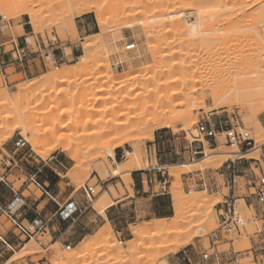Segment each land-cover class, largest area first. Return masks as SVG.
Segmentation results:
<instances>
[{"label":"rangeland","instance_id":"1","mask_svg":"<svg viewBox=\"0 0 264 264\" xmlns=\"http://www.w3.org/2000/svg\"><path fill=\"white\" fill-rule=\"evenodd\" d=\"M24 1L16 3L11 13L0 9V24L3 33L11 39L9 43L15 40L19 41L20 38L24 37L28 38L27 42L32 45L35 41L42 42L50 39L54 41L55 45L59 48V52L63 53L68 61L56 64L53 60H50L46 64V67H42L40 61L37 59L36 62L32 61L29 63L25 69L8 68L5 73L0 72V92L7 90L12 94L16 93L18 86L40 82L57 72L77 68L81 66L84 59L89 62L88 70L83 73L81 72V75H78V77H74L75 80L72 79L76 81L74 84L76 87L57 86L53 90V102L50 101L52 104L44 102L43 105H40L42 102L35 100L29 106L27 114L32 118L27 115V119L29 118L28 121H32L33 132L37 131L41 136H44L47 121L53 122L54 119L67 120L69 116L71 118L80 116V111L76 108L59 106L57 103V100L60 99L59 96L62 99H68L70 96L77 95L79 96L77 97V102L80 104L88 99L93 100L103 95L98 105L102 108H111L107 114L103 113V119L106 120L107 117L112 119L118 112L125 111L128 115H131V117L128 116L129 118H132V116L135 118L138 115L137 117H140V120L148 121L147 119H150L151 115L154 116L155 112L161 111L159 109L163 106L161 97L165 93V90L164 92H159L158 88V92L156 91L157 86L155 84L158 83L156 80L160 79L157 75L161 77L163 71L167 69L163 68L164 70L161 71L162 66L164 67L167 63L170 62L172 64L176 61L181 64L185 63L184 66L186 67L189 66L188 70L185 67V69L179 68V73H193L192 75L195 77V80L190 88L192 89L195 85L198 92L194 97L191 95L193 97L192 100L197 97H200L199 100H201L203 96L204 100L202 101L204 102L198 100V104L201 103L202 105L204 103L203 106L207 110L195 103L197 100H189V98L191 99L189 96L188 102L190 104L186 102L185 105H192L189 108L193 112L190 109L187 110L188 108L185 105L183 107L185 109L180 108L182 111L180 113L178 111L177 117H179L174 125H172L174 127H163L159 125V122H154V119L151 117L150 120L152 122L146 125L147 127L144 125L143 129L135 134L138 139L137 143H128L123 145V147H118L116 146L118 145L117 143L114 145V142L111 141L113 143L108 148L111 149L112 147L115 150V154L118 156L116 160L122 164H125L129 160L128 156L126 157L128 151L140 149V165L134 166L135 168L133 167L132 171L131 168H129V171L128 169L122 170L120 177L112 176L113 171L120 167L109 155V151H107L109 149L107 148L104 150L98 148L94 152H89L88 155L86 154L88 152L86 142L82 144L81 141L79 142L76 139V142L73 141L74 139L70 140L71 142L73 141V148L75 150H81L80 153L82 155H79L81 163L77 164L72 159V153L63 152V148L58 146L57 143L54 144L52 141L44 143L42 146L44 154L39 155L24 139L20 131H15L12 134L10 132L12 127L7 128L5 131H0V187L4 186L5 188L3 183L5 181L13 185L15 190L22 191L23 197L26 199L37 202V204L45 200L46 197H43L42 193L33 185L30 181L31 178H26L27 173H34L36 168H43V166V173H40L36 180L47 181L46 177H50L51 174L54 175L55 173H51V170H54L61 175V177H57L62 181L60 189L67 190L66 184L70 182L74 186L73 189L77 190L74 195L77 197L85 185L95 187V198L93 200L96 201L101 197L99 202L104 203L106 201L104 203L106 204L105 206L108 203V205L112 204L110 196L118 199L124 197L127 192L131 196L134 195L131 189L133 182H130L129 179L127 180L134 172H145L156 168L151 171L152 175H156V179L157 177L159 179V176H161L162 180L167 182V185L165 187L157 182L155 194L160 192L165 193V197L170 200V208L172 210L167 208L165 211L155 214L152 201H146V199H133L132 203L126 201L115 207L114 213L111 214L113 224L124 228V233L118 234L115 228L112 229V239L110 238V242H123L122 246L125 253L112 252L109 249L107 250L106 246L99 244L97 246V235L104 229V226H101L99 223L89 236H86L81 242L74 244L71 250H67L62 242L51 244L49 236L44 239L40 238L44 240L46 247L49 249L47 251V249L42 248L38 244L37 238L33 240L21 239L19 232L3 217L0 221L2 236L7 239L6 233L13 230L15 231L13 235L18 236L21 245L18 247L14 246V250L9 249L8 255L0 260V264H52V260L65 257L67 254L73 253V250H78L80 243H89L93 247L87 251L89 253H86L88 257L85 256L84 259L82 258L81 261L78 260L74 264H184L183 258L185 257H189L193 262L197 263L203 252L209 248V234L219 227V209L221 204H224L225 200L228 197H233L234 194L237 200V210L245 221V230L242 232V235L231 236L230 238L233 239V242L224 245L222 248L227 250L232 247L236 252H241L240 264H264V251L256 250L259 242L256 233L264 224V220H261L264 205L260 204L253 195L255 183L263 182L264 180V125L262 124L264 122V113L258 116V121L263 126L262 131H258L254 125L256 120L252 119L251 114L246 109L239 108L238 106L214 108L210 91L206 87H203L205 86L204 84H209L207 82L211 83V80L214 81L218 76L219 78L228 77L227 80L236 79L244 75L246 77L254 74H256L254 75L255 77L264 76V12H261V4L264 0H171L172 2L169 0H131V5L129 2L124 5L122 0H120L122 4L119 0H26L27 2L25 3L36 5L35 10L41 20L40 26L36 28L32 18L18 7ZM165 8H167L166 11ZM168 10L169 12L173 10L176 13L184 11L186 15V17L182 15V17L184 16L183 20L185 19L184 23L194 21L200 15L202 18L204 17V35L202 33L200 37L190 40L191 38H188L187 34L184 35V33L172 31V29L162 23L156 24L157 27L156 25L154 27L151 25L154 30L151 27H145L151 24L148 20L161 17L162 13H168ZM202 14H205V16ZM210 15H215L216 18L214 16L212 18ZM72 21H75L76 28L73 27ZM129 25H134L135 27L130 29ZM24 28L26 29V33ZM170 30L172 34L169 32ZM100 33L104 34L101 37V41L97 40ZM115 37L118 38L116 41H114ZM90 43L92 48H88V44ZM132 43L136 44V49L127 51V45ZM7 49H11L10 44L7 45ZM170 50H177L181 54L169 58L164 62L162 60L164 58L161 57ZM11 58V56L6 57L5 62ZM148 66L150 69H148ZM153 66L156 67L154 68ZM223 66L227 69L226 72L222 75H216L215 70ZM154 71L156 72L154 73ZM158 71L160 72L159 74ZM152 72L153 74H151ZM173 73L176 72L173 71L171 77L174 75ZM128 74L136 76L135 80L138 82L133 81L135 84L139 83L138 79H140V82L143 80L142 82H145V84L141 82L138 86V84L135 85L131 82L132 86H135L136 89L135 87H132L133 89L131 86L129 87L130 82L126 86L121 81H124ZM146 74H148V77H146ZM166 75L170 76L168 69ZM152 76L157 77L156 79L154 78L155 81ZM148 78L150 79L148 80ZM149 82L153 83L150 84ZM153 84L156 87L152 88ZM137 87L142 88L137 89ZM154 89L156 91L152 97L154 105L155 102L159 103H156L158 106L155 107L154 105L152 106V99L150 97L152 95L150 94L152 93L151 90ZM157 93L163 94L158 95ZM146 94L149 96H146ZM156 96H160L158 97L159 100ZM85 98L86 100L84 101ZM90 100H88L89 103L91 102ZM113 100L116 101L114 102ZM150 100L151 105L149 104ZM112 103H115V106ZM193 103L197 104V106L195 105V107ZM109 104L112 106L110 107ZM180 109L178 108V110ZM185 110L189 111V113L192 112V115H189L191 118H194L193 120H196L193 130L190 128L187 130L188 132L185 131V123L182 122L185 119L181 112H185ZM140 111L146 113V115L142 116L144 115L143 113H141L142 115L137 114ZM44 112L46 114L51 113L50 118L48 114L43 116ZM135 113L136 115H134ZM81 115L83 114L81 113ZM229 115H235L240 125L250 131L251 137L256 142L255 148H245V150H242V148L231 146L224 139H221L219 145L216 146L209 144L205 137L199 135L198 123L200 120L208 119L212 123L219 124L227 120ZM179 118L181 121H178ZM104 124L106 125V123ZM109 138L111 140L109 136L104 137V140H109ZM19 140H23L26 143L24 148L18 149L15 146ZM101 141L103 140L101 139ZM79 143L84 147H80ZM204 149L205 152L211 153L209 158H205V153L193 154V152L203 151ZM118 150L120 153L117 152ZM100 151L102 156H100ZM234 151H243V154L246 153L248 155L241 158L235 157L233 155ZM57 154H62L60 155L62 156V166L52 161V157ZM235 160L237 161L236 174L238 178L236 188L233 189L232 186H229L230 180L222 177L221 172L225 164ZM99 168H103L106 171ZM175 174L176 176H174ZM204 182L208 186L207 189L201 186ZM105 185H109V188L106 189ZM180 187L185 198L199 195L214 204L211 208V215L207 219L201 220L198 217L199 214L196 215L195 209L193 212L190 207L184 211V218H182L184 221L179 217L174 205L175 193ZM146 189L148 190V187ZM107 190L109 194L106 193ZM9 196V191L6 193L2 189L0 190L1 202ZM106 197H108V200ZM45 204L46 201L40 206V209ZM92 205L95 208L96 202H93ZM136 208L138 212L135 211ZM255 216L259 217L260 220L256 219ZM155 219H165L169 226H172L176 220L179 221L181 219V227L178 230L172 231L171 234L162 236L149 235L139 241L135 240L132 230L136 228L140 229V227L146 228L147 222L152 223ZM189 237L194 238V240L187 244L190 239ZM260 240H264V234ZM127 244H133L135 247L129 249ZM252 248L253 253L250 252ZM17 253L19 254L16 255Z\"/></svg>","mask_w":264,"mask_h":264},{"label":"bare ground","instance_id":"2","mask_svg":"<svg viewBox=\"0 0 264 264\" xmlns=\"http://www.w3.org/2000/svg\"><path fill=\"white\" fill-rule=\"evenodd\" d=\"M19 1H22V0H0V9L8 11V13H11L14 10V8H13L14 5L16 3H19ZM169 1L172 2L171 0H169ZM25 2H27V1L25 0L23 2V4H21L18 7L32 18L35 28L39 27L41 20L39 18V14L35 10V6L36 5H32L31 3H25ZM119 2H120V0H119ZM122 2H123L124 5H126L127 2H129L130 5L132 4L131 0H128V1H126V0L123 1L122 0ZM122 2H120V3L122 4ZM20 3H22V2H20ZM263 3L264 2H262V4H261V12H264V4ZM121 6H123V5H121ZM123 7H125V6H123ZM178 8H180V7H178ZM187 8H189V7H187ZM166 9L167 8H165V11H166ZM219 10H222V9H219ZM182 15H184L186 17V15L184 14V11L183 12L179 11V13L178 12L176 13L175 11L173 12V10L171 12H169V10H168V13H165V12H164V14L162 13L161 17H155V18H152V19L148 20V22L151 23V24L147 25L145 27H151L152 28V26L154 27V25H156L158 23H162L163 25H165V26L169 27L170 29H172V31L181 32L182 34L184 33V35L187 34L188 38H191L190 40H192V38L194 39L195 37H200V35L203 33V29H204V21H203L204 17L202 18V16L200 15L199 17L196 18V20L184 23L185 19L183 20L184 16L182 17ZM203 16H205V14ZM213 16L216 18L215 15H213ZM213 16H211V17L214 18ZM72 25H73L74 28H76L75 21H72ZM142 26H143V24H142ZM128 27L130 29H132L135 26L134 25H129ZM156 27H157V25H156ZM169 28H167V29H169ZM143 31H145V30H143ZM169 32L171 33V30ZM147 33H148V31H147ZM103 35L104 34L100 33L99 37L97 38V40L101 41L102 40L101 37H103ZM203 35H204V33H203ZM183 37H182V39H183ZM118 38H120V37L118 36ZM118 38L115 37L114 41H116V39H118ZM147 38H146V40H147ZM166 43H168V42H166ZM176 46H177V44H176ZM88 48H92L91 43L88 44ZM178 54H181V53L180 52L178 53L177 50H170L168 53L167 52L164 53L161 58H164L162 60H164V62H166L169 58L178 56ZM159 58H160V56H159ZM169 63H167V65L164 66V67L162 66V69H160V70L163 71L164 70L163 68H165V69L167 68L169 70L170 76L168 77L166 75L167 74V69H166L165 71H163L161 77L159 75H157L158 78H160V79L156 80L158 82L157 84H155L157 87L154 84L152 86V88H154V86L156 87V91L159 88V92H162V91L164 92V90H165V93L164 94L162 93L164 96L162 94H160V93L159 94L157 93L158 95H162V97H161L162 99L161 100L163 101V104H162L163 106H162L161 109H159L161 111H159L158 113L155 112L154 116H152V115L150 116V119L152 117L154 119V122L155 121L159 122L160 123L159 125H161L163 127H168V128L170 126L174 125L175 121L179 117V116L177 117V113H178V111H179V113H180V111H182L180 108H183V107L187 106L186 107V108H188L187 110L190 109L192 111V109L189 108L190 106L192 107V105H189L190 102H188V97L190 96L191 99L189 98V100H192L193 97L195 96V94H197V92H198V90L196 89L197 86L195 87V85H194V87L192 89L190 88L192 86L191 84L195 80V77L192 75L193 73L192 74H190V73H184L183 74L181 72L179 73V68H181V69H185L186 68L187 69L189 66L186 67V66H184L185 63L181 64V63H178L177 61L173 62L172 64L170 63L171 65ZM156 64H158V63H156ZM194 65H193V67H194ZM88 68H89V62L86 59H84V62L81 64V66H78L77 68L65 70V71H62V72H59V73L57 72L54 75L49 76L48 78H46V79H44L43 81H40V82H35V83L33 82V83H29V84H24L23 86H18V89H17L16 93L12 94V93L8 92L7 90H2L0 92V131H5L7 128L9 129L10 127H12L11 130H10V132H12V134L15 131H20L22 133L24 139L34 148V150L39 155H43L44 154L43 153L44 149L42 151V146H43L44 143H46L48 141H52L54 144L57 143L58 146H61L63 148V152H71L72 153V159L75 162H77V164L81 163V159H80L79 155H82V154L80 153V151H81L80 149L75 150L73 148V146H74L73 145V141H75V139L78 140L79 142L81 141L82 144L86 142V144H87L86 147H87V150H88V152L86 154H88L89 152H94L98 148L99 149L101 148L103 150L107 148V149H109L107 151H109V155L112 158H115V150L112 149L111 146H110L111 149L108 148V147H109V145H112L113 142H114L113 143L114 145L117 143L118 145H116V146H118V147H123V145H126L128 143L129 144H134L135 142L137 143L138 139H137V136H135V134L137 132H140L143 129L144 125H145V127H147L146 125H149V123H151L152 121L150 119H147L149 122L146 121V120L145 121L140 120L139 119L140 117H137L138 115L135 118H133V116H132V118H129V117H131V115L130 114L128 115V113L125 112V111L118 112L117 115H115L114 118H112V119H110L108 117L106 118V120L103 119L104 118V117H102L103 113L107 114L108 112H110V109H111V108H107V107H103L102 108V107H100L98 105V102L102 100V98H103L102 96L103 95L98 96V98L94 97L95 99H93V100L88 99V100L91 101L90 103L85 98L84 101L85 100L86 101L84 103H80L79 102L80 104H78V102H77V100H78L77 97H79L77 95H73V96L69 95L70 98H68V99L65 98L66 100L64 98L62 99L60 96H59L60 99H58V100H57V98H55L57 100V103H58L59 106L60 105L63 106V107L64 106H71L72 108L78 109L80 111V113H79L80 116L74 117V118L73 117L71 118L69 116V118L67 120H61V119L60 120H55L54 119L53 122L47 121V128H46V131L44 133V136H41L39 133H37V131L36 132L32 131V121L30 122V121H28L29 118L27 119V117L30 116V115L27 114L29 106L35 100L41 101L42 103L40 105H43L44 102H46V103L47 102L49 103L50 101L53 102V94H54L53 90H54V88H56L57 86H63V85L67 86L68 88L75 86L74 84H75L76 81H74L75 80L74 77H76V76L78 77V75H81V72L82 73L85 72L86 70H88ZM148 69H150V67ZM151 70H153V69H151ZM171 70L176 72V73H173L174 77L173 76L171 77L172 72H173V71L170 72ZM175 70H178V71H175ZM187 70H186V72H187ZM226 70L227 69H225L224 66L222 68L218 67V69L215 70V74L216 75L217 74L222 75V74H224L226 72ZM155 72L156 71H154V73ZM177 72H178V74H177ZM159 73L160 72L158 71V74ZM151 74H153V72ZM147 75L148 74H146V77H148ZM254 75H256V74H254ZM254 75H252V76H254ZM261 75H262V73H261ZM143 76H142V78H144ZM252 76H250V77L247 76L246 77L244 75L242 77H239V78H236V79H232V80H227L228 77L227 78L226 77L225 78L224 77L223 78L222 77L219 78V76H218V78L215 79L214 81L211 80V83L207 82V83H209L207 85L203 83L205 85L203 87H206L210 91V95H211V98H212V104L214 103L213 104L214 108H220V107L222 108L223 106H227V107H234V106L236 107V106H238L239 108L246 109L251 114L252 119L256 120V122L254 123V121H253V123L257 127L258 131H262L263 126H262L261 122L258 121V116L262 115L264 113V76H256V77L255 76L252 77ZM152 77H153L154 81L157 78V77H154V76H152ZM135 78H136V76L134 77V76H130L128 74V76L126 75L125 80L121 81V82L125 83L126 86H127V83L130 82V84L129 83L128 84H129V87L131 86V88H132L133 84H131V82L132 83L138 82L137 80H135ZM139 78H141V76H139ZM172 78H173V80H172ZM72 79H74V80H72ZM149 79L150 78H148V80ZM76 80H77V78H76ZM138 80H139V83H137V84L139 86V84H141V82L143 80L141 82H140V79H138ZM195 82H197V81H195ZM146 83H148V81H146ZM149 83L152 84L153 82L152 83L149 82ZM78 84H79V82H78ZM137 84H135V85H137ZM143 84H145V82ZM138 88H142V87H137V89ZM143 88H144V86H143ZM135 89H136V87H135ZM145 89H144V91H145ZM160 89H162V90L160 91ZM156 91H155V89L151 90V92H152V93H150V94H152V95H150L151 99L153 97L154 92H156ZM199 95H201V94H199ZM93 96H95V95H93ZM146 96H149V95L146 94ZM158 97H160V96H156V98H158ZM199 98L197 97L196 99H194V100H197V102H195V103L198 104ZM158 100H159V98H158ZM194 100H192V101H194ZM202 100H204L203 96L201 97V100H199V101L204 102ZM79 101H81V100H79ZM150 102H151V100L149 101V104H150ZM186 102L189 103V104L185 105ZM156 103H158V102H155V105H154V101L152 99V103H151L152 106L153 105H154V107L158 106V105H156ZM195 103H193V105L197 106V104H195ZM100 105H101V103H100ZM106 105H107V103H106ZM198 105H201V103L198 104ZM203 105H204V103L201 105V107ZM109 106L111 107L112 105L109 104ZM152 106H150V107H152ZM49 107H50V105H49ZM203 107L206 108L205 106H203ZM157 108H159V107H157ZM178 108L180 110H178ZM209 108H210V106H209ZM154 109L156 110V108H154ZM183 109H185V108H183ZM187 110H185V112H181V114L184 115V119H185L184 120L183 117H181L184 120L182 122L185 123V126H184L185 127V131L189 130L190 128H192V130H193V127L196 125V123H195L196 120H193L194 118L193 117L191 118V116H190V115H192L193 111L191 113H189V111L187 112ZM205 110H207V108ZM54 111H55V109H54ZM83 111H84V113H83ZM53 112H52V114H53ZM81 113L83 115H81ZM141 113H143V112L140 111L137 114L142 115ZM47 114L44 112L43 116L47 115ZM50 114H48L49 118L51 116ZM143 114L144 115H142V116L146 115V113H143ZM76 115H77V113H76ZM134 115H136V113ZM178 115H180V114H178ZM61 118H63V117H61ZM136 118L139 119V120H137ZM51 119H53V118H51ZM144 119H146V118H144ZM178 121H181V119L179 118ZM104 123H106V125ZM172 127H174V126H172ZM196 134L198 135L197 132H196ZM107 136L111 137V140H110V138H109V140H107L108 139L107 138L106 141H105L104 137H107ZM99 138H101L103 141H101V139H99ZM70 140H73V141L71 142ZM111 141H113V142H111ZM81 143H79V144L81 145ZM74 144H76V143H74ZM57 145H56V147H57ZM80 147H84V146L81 145ZM113 147H115V146H113ZM137 149L138 150L128 151L127 152L126 157L128 156L129 160L125 164L116 162V164L120 168L119 169L116 168L113 171V174H112L113 177H120L122 175V172H121L122 170L128 169V171H129V168H131V171H132V168L134 166H136L137 164L141 163V157H140V151H139L140 149L139 148H137ZM82 151H84V150H82ZM105 151H103V153H105ZM242 152L234 151L233 155L235 157L237 156L239 158H241L243 156L245 157V156L248 155V154L246 155V153L243 154ZM83 153H85V151ZM99 153H100V156H102L101 151ZM92 154L94 155V153H92ZM210 155H211V153L205 152V158H209ZM104 157H105V154H104ZM184 167H188V166H184ZM172 168H175V167H172ZM102 169H100V170H102ZM103 170H105V169H103ZM174 173H176V172H174ZM172 176H173V174H172ZM174 176H176V174ZM128 179L130 180V182H133V179H132L131 175L127 178V180ZM178 189H177L178 191L176 190L177 192L175 193V205H174V207H175V211L177 212L179 217H181V219L184 218L183 217L184 211L188 207L192 208V211L195 209L196 215L199 214L198 217H200L201 220H205L211 215V208L213 207L214 204L209 202L208 199H206L203 196H199V195H195V196L190 197V198H185L184 193L182 191V188L180 187ZM106 199L108 200V197H106ZM104 203H106V201ZM104 203H102V202H98L97 203L96 202V207H95V209L98 210L99 213H101L103 215H105V211H106L107 207L110 206V205H108L109 203L107 204V206H105L106 204H104ZM181 219H179V221L176 220L173 223L172 226L171 225L169 226L165 219H155V220H153L152 223L151 222H147L148 225L146 226V228H141L140 227V229H137V228L133 229L132 230V234L135 237V240H138V241L141 240L142 238H144L145 236H149V235H152V236H157V235L160 236L161 235L162 236V235L171 234L172 231L178 230V228L181 227V225H180L181 224ZM182 220L184 221V219H182ZM181 233L183 234V232H181ZM184 233H186V232H184ZM111 234H112V227L108 223L106 226H104V229H102L97 235V239H96L97 246L99 244L101 246H106L105 248H107V250L108 249L111 250L112 252L125 253L123 251L124 247L122 246L123 242H119V243L110 242V240L112 239ZM189 238L190 239L188 240L187 244L191 243L194 240V238H191V237H189ZM128 246H129V249H133L135 247L133 244H130ZM92 247L93 246L90 245L89 243H80L79 246H78V250H76V251L73 250V253L67 254L65 257H60V258L52 260V264H74L78 260L81 261L82 258L84 259L85 256H87L86 255L87 251L89 249H91ZM24 249H26V248H24ZM18 254L19 253H17L16 255H18ZM87 254H89V253H87ZM13 261H14V259H13Z\"/></svg>","mask_w":264,"mask_h":264},{"label":"built area","instance_id":"3","mask_svg":"<svg viewBox=\"0 0 264 264\" xmlns=\"http://www.w3.org/2000/svg\"><path fill=\"white\" fill-rule=\"evenodd\" d=\"M11 46L10 50H4L0 54V72L5 73L8 68L25 69L28 67L29 63L35 62L36 58H40L43 66L53 60L54 55L59 50L55 45L54 41L50 39L47 41H35L32 45L27 42L21 43L18 40L9 43ZM136 49V44L132 43L127 45L126 50L132 51ZM12 57L5 62L6 57ZM57 64V63H56ZM59 69V67H57ZM198 133L199 135L205 137L209 144L219 145L221 139H224L231 146H236L242 148V150L255 148L256 142L251 137L250 131L242 127L235 115L228 116V119L220 122L219 124L212 123L211 120H200L198 123ZM15 146L18 149L24 148L26 143L23 140L16 142ZM264 147V145H263ZM201 154L195 153L194 155ZM237 161H231L225 164L221 176L227 178L229 181V186L233 189L236 188L237 183ZM30 181L35 184L39 189H41L47 196L49 193L45 186L40 184L36 179L31 178ZM152 183L153 181L150 180ZM167 182H164V186ZM204 188H208L207 184L204 182L201 185ZM254 198L264 205V180L263 182L255 183L253 187ZM82 192L86 196L89 202H92L95 198V187H90L85 185L82 188ZM192 193V192H191ZM27 203L24 197L18 195L14 192V198L7 204H0V219L5 217L19 232V235L25 240H33L37 238L38 244L49 250L43 239L44 234L47 232V226L49 221L44 219L39 213L37 218L34 220L25 219L24 209ZM78 212H80L79 207L75 202L67 204L62 208L59 216L62 220L66 221L72 219ZM264 216V211L262 212ZM261 220H264V217ZM256 219L260 220L259 217L255 216ZM264 224L261 229H258L256 235L258 237V244L256 250L264 251V240H260L264 234ZM245 230V221L241 216L240 212L237 210V200L235 194L233 197H228L224 204H221L219 209V227L211 232L208 236L209 238V248L203 252L200 259L195 264H240L241 252H236L232 247L225 250L222 247L226 244L233 242L231 236L242 235ZM42 238V239H40ZM0 242L7 248L11 249V245L0 235ZM67 250H71V246H65ZM253 253V248L250 250Z\"/></svg>","mask_w":264,"mask_h":264},{"label":"crops","instance_id":"4","mask_svg":"<svg viewBox=\"0 0 264 264\" xmlns=\"http://www.w3.org/2000/svg\"><path fill=\"white\" fill-rule=\"evenodd\" d=\"M24 31L26 33V29L24 28ZM26 37L20 38V42H27ZM9 40H11L9 37H7L3 33L2 26L0 24V54L4 52V50H7V45L9 44ZM28 43V42H27ZM74 56V52H73ZM37 59L40 61L41 66H43V63L41 59L38 57L35 59V62ZM55 62L62 63L67 62L66 56L59 52V50L54 55ZM264 125V122H262ZM120 153V151H117ZM197 153H205V149L196 151ZM196 152H193L195 154ZM62 154H57L56 156L52 157V161H55L59 165L62 166ZM117 154H115V158H113L116 162ZM47 165V164H45ZM44 168V166H43ZM43 168H36V171L34 173H27L26 178H34L38 179V175L40 173H43ZM156 168H153L154 170ZM152 170L145 171V172H134L131 176L133 179V185L131 186V189L134 193L133 196L130 195L129 192L125 194L124 197L115 199L110 196V199L112 200V204L107 207L105 211V215L99 213L92 205L93 202H99L100 198L96 201L89 202L84 193L81 192L80 194L75 197V193L77 190L74 188L73 185L69 182L66 184L68 187L67 190L60 189V185L62 184V181L59 180L57 177H61L57 172L54 170H51V173H55L54 175L51 174L50 177H46L47 181H41L37 180L40 184L46 187L49 196H47L41 189H39L35 184V187L42 193L43 197H46L44 201L37 204V202H33L30 199H25L27 206L24 209L25 219L27 220H34L37 218L38 213L47 221H49L47 226V232L44 234L43 239L45 237L51 238V244H54L56 242H62L64 243L63 246H72L76 243L81 242L86 238V236H89L93 231L95 226L99 223L101 226H106L108 223L111 225L112 229H116V232L118 234L124 233V228L117 227L113 224V219L111 217V214L114 213V208L117 207L119 204H122L123 202L130 201L133 202V199L139 200V199H146V201H152L153 203V211L155 214L160 213L161 211H165L167 208L171 210L170 206V200L169 198L165 197V193L160 192L158 194H155V187L157 182L159 184L164 185V180H162L161 176H159V179L155 178L156 175H152ZM163 177V175H162ZM150 180L153 182L151 183ZM5 185L0 187V190L2 189L6 193L8 191L10 192V196L5 198L4 201H0V204H7L9 201H11L14 198V192L18 193L19 196L23 197L22 191H17L13 187V185L8 184L7 182H3ZM148 187V190L146 189ZM166 187V186H165ZM105 188L108 189L109 185H105ZM7 190V191H6ZM106 193L109 194V191L107 190ZM46 201L45 206L40 209V206ZM75 202L77 206L80 209V212H78L75 216H73L72 219L69 220H62V218L59 216L62 208H64L67 204ZM173 205V204H172ZM136 212H138V209H135ZM172 211V210H171ZM2 219V218H1ZM0 219V221H1ZM93 230V231H92ZM15 231L11 230L7 232V239L4 238L0 232V235L11 245L12 250H14V246L18 247L21 245L19 243V238L16 236ZM21 239H23L21 237ZM9 249H7L1 242H0V260L3 259L5 256L8 255ZM49 251V250H48ZM184 264H195V262L192 261L189 257L183 258Z\"/></svg>","mask_w":264,"mask_h":264}]
</instances>
